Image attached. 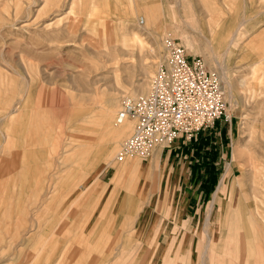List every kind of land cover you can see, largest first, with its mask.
<instances>
[{"label":"rangeland","instance_id":"374dc122","mask_svg":"<svg viewBox=\"0 0 264 264\" xmlns=\"http://www.w3.org/2000/svg\"><path fill=\"white\" fill-rule=\"evenodd\" d=\"M165 37L231 121L115 162ZM0 264H264V0H0Z\"/></svg>","mask_w":264,"mask_h":264},{"label":"built area","instance_id":"2783aa9c","mask_svg":"<svg viewBox=\"0 0 264 264\" xmlns=\"http://www.w3.org/2000/svg\"><path fill=\"white\" fill-rule=\"evenodd\" d=\"M162 46L163 61L148 89L121 100L115 122L130 120L133 126L115 162L127 157L146 160L154 150L170 147L177 139L190 141L218 120L231 121L218 74L174 38L165 37Z\"/></svg>","mask_w":264,"mask_h":264},{"label":"bare ground","instance_id":"6f19581e","mask_svg":"<svg viewBox=\"0 0 264 264\" xmlns=\"http://www.w3.org/2000/svg\"><path fill=\"white\" fill-rule=\"evenodd\" d=\"M138 42H139V40H138ZM127 130H128V126H126V125H122V127H118V129H117V131L119 133H122V134L125 133ZM148 171L149 170L143 169L140 165L136 164L135 166H133L131 168L129 173L131 176H138L141 178H146V177H148V174H149ZM227 176H228V174L224 173V175L220 179L219 184L217 185L215 191L213 192L211 202H213L215 200H217L219 202L222 200L224 195H226V193L228 191V187H229V179ZM241 203H242V199H240V204ZM225 209L226 208L223 207V210H222L223 214L225 213Z\"/></svg>","mask_w":264,"mask_h":264},{"label":"crops","instance_id":"0c3cea01","mask_svg":"<svg viewBox=\"0 0 264 264\" xmlns=\"http://www.w3.org/2000/svg\"><path fill=\"white\" fill-rule=\"evenodd\" d=\"M201 134H205L206 135L205 132H202ZM199 141L200 142L198 143V140L188 142L187 140L177 139V140H175V142H173L175 145L174 146H170V148L174 149V151H175L174 155L175 156H178L180 154L181 158L183 156H189L190 157V156L198 155V152L201 151L198 148L201 145V139ZM182 144H183V146H181ZM177 148H180L179 151L176 150ZM160 150H162V149H160ZM166 155L169 156V153H167ZM205 159H207V157ZM201 161H202V158H201ZM189 174H188V176H189ZM188 176H187V179H186V184H187L188 179H189ZM199 199H200V196L196 199V201H198Z\"/></svg>","mask_w":264,"mask_h":264},{"label":"trees","instance_id":"16d2710c","mask_svg":"<svg viewBox=\"0 0 264 264\" xmlns=\"http://www.w3.org/2000/svg\"><path fill=\"white\" fill-rule=\"evenodd\" d=\"M211 178H213V176Z\"/></svg>","mask_w":264,"mask_h":264}]
</instances>
